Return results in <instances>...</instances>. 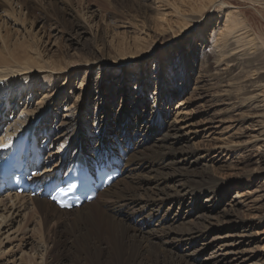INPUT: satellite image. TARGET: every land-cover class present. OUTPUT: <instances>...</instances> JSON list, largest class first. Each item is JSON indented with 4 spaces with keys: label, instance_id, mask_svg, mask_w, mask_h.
Here are the masks:
<instances>
[{
    "label": "rangeland",
    "instance_id": "374dc122",
    "mask_svg": "<svg viewBox=\"0 0 264 264\" xmlns=\"http://www.w3.org/2000/svg\"><path fill=\"white\" fill-rule=\"evenodd\" d=\"M157 1L146 0V14L128 16L116 7V0H86L84 2L89 6L82 7L81 11L75 6L66 9L72 28L57 26V21L50 19L38 2L35 3L38 12L23 22V13L19 15L16 4L0 0V55L3 47L7 50L3 55L8 58L14 57L10 51L15 48L19 55L25 51L38 53L37 58L29 61L30 69L23 59L17 58L16 63L0 68L4 74L15 72L12 75L15 79L26 78L19 94L7 96L8 102L0 96L1 109L5 107L4 114L0 109V138L4 137L6 127H13L11 124L25 119L27 112L36 109L40 112V121L35 122L38 131L42 132L41 141L46 140V136L49 144L44 150L43 167L51 168L60 160L61 165L67 166L69 163L64 158L88 147L107 148L109 144L116 146L126 142L133 147V131L140 125H144V134L154 139L148 146L153 142L160 143L156 125H150L146 120L136 122L142 115L136 107L156 111L154 114L162 113L175 123L176 128L181 127L180 134H184L175 143L176 151L194 150L204 156L200 163L190 164L192 168L196 167L201 173L207 164L214 178L225 183V187L214 208L212 200L205 202L208 194L200 200L203 205L191 203L198 198H192L190 194L183 203L165 201L161 213L166 212V218L156 216L148 223H141L143 234L149 239L161 240V250L165 247L171 257L183 258L182 264H264V139L259 141V138V144L253 145L257 139L253 137L264 128L260 115L263 110L237 108L238 103L231 101L234 97L208 91L213 87L212 81L207 76H199V63L197 57H193L200 54L202 46L209 45L211 33L222 21V13L234 7H237L236 11L242 9L250 25L243 29L246 39L254 38L256 44L261 42L264 39V0H221L213 7L209 5L203 9L201 0H170L179 5L177 10ZM58 4L65 5L62 0H58ZM97 37L100 40L95 44ZM243 46L237 50L242 51ZM90 51L97 57L105 55L102 58L106 60L105 65H109L101 68V58L89 62ZM113 60L116 63L113 64ZM183 62L185 68L180 66ZM68 64L71 66L66 67ZM236 71L226 78H233ZM249 73L244 79H258L259 72L255 68ZM32 75L31 85L28 83ZM203 83L206 86H202ZM63 118L75 121L80 142H76L78 138L74 136L65 147L70 139L67 143L64 141L71 135L72 127L69 123L61 124ZM100 138H104L106 144H101ZM48 156H55L54 160ZM133 165L138 167V170L135 168L137 174L141 172L152 180L142 191L144 199L153 196L148 200L150 204L165 188L168 191L186 190L183 188L185 172L181 169L164 181L156 182L149 170L142 171V165L137 166V160ZM201 179L206 181L207 177L202 175ZM162 182L164 184H157ZM131 184L123 181L117 188ZM126 194L128 198L133 197L131 191ZM7 195L10 193L0 192V221H5L8 216L0 225V264H60L55 251L46 253L45 230L43 234L42 230H37L39 215L32 212L35 215L32 217L29 214L32 204L27 205L22 200L10 211L8 206L15 203L7 199ZM158 209L156 206L155 210ZM204 210L210 213L203 218L211 217L212 222L209 237L192 244H179L176 238H171L181 232L175 229L177 224L183 222L182 226H189ZM243 221L245 228L237 225ZM168 231L170 237L163 242L162 237ZM229 248H234V252L227 253L223 259L222 254ZM200 249L201 254H195Z\"/></svg>",
    "mask_w": 264,
    "mask_h": 264
},
{
    "label": "bare ground",
    "instance_id": "6f19581e",
    "mask_svg": "<svg viewBox=\"0 0 264 264\" xmlns=\"http://www.w3.org/2000/svg\"><path fill=\"white\" fill-rule=\"evenodd\" d=\"M4 1H8L11 3V5H17V7L20 9L18 10L19 15L23 13V22L29 18H33L32 15L38 12V5L35 4L38 2L42 8V11L50 15V19L57 21V26H71L72 28L74 27L72 26L71 18L66 14V9L69 6H75L76 9L81 11L82 7L89 6L88 4H85L84 1L86 0H62L65 4L64 6H59L58 0ZM220 1L221 0H201L200 6L202 9L209 5L213 7L215 3ZM254 1L258 2L259 0ZM159 2H161L163 6L169 5L176 10L179 9V5H176V3H173L170 0H158L157 3L159 4ZM116 3H118L116 4V7L121 9V13L125 15L137 16L139 14H146V0H116ZM224 3L225 2H223L222 5H224ZM211 6L209 10L212 8ZM215 8L216 7L213 8V11ZM236 8L234 7L232 10L222 13V21L216 27L215 31L211 33V41L209 45L202 46L201 49H199L201 50L200 54H194L193 57L194 59L197 57V61L199 63V65L197 64L199 76H207V79L212 81L211 84L213 87H211L212 89L210 90L208 89V91L212 93L215 90L216 93H223L224 95L229 96V98L234 97L235 100L231 101H235V104L238 103L237 108L247 107V110H263L260 115H262L261 120L263 121L264 125V39H262L261 42L257 44L253 43L255 40L254 38H250L249 40L246 39L243 29L248 28L250 25L242 9L236 11ZM95 39L96 40L94 42L96 44V42H99L100 39H98V37ZM240 46L245 48L242 49V51H238L237 49ZM16 50H18V48L10 51L14 54V57L12 56V58H8L6 55H3L7 51L5 47H3V52L0 55V68H4L5 66L9 67L10 64L16 63L17 58L19 60L23 59L25 63L28 64L27 68L30 69L29 61L33 58H37L38 53L25 51L23 54L19 55L15 53ZM89 55L92 56V58H87L89 59V62L93 61V59L97 60L98 58H101L103 63L100 65V67H104L106 60L102 57H105V55L97 57L92 51H90ZM122 58L121 60H123ZM130 58L131 56L125 60H129ZM111 62L113 64L116 63L114 60ZM229 64L233 66L230 67ZM69 66L71 65L68 64L66 67ZM180 66L185 68V62H183ZM254 68L256 72H259L258 79L253 81L244 79V76L250 74L249 72L253 71ZM236 69L238 71H236L233 78L230 80L226 78ZM112 70L114 69L112 68ZM14 73L15 72L11 71V73L4 74L0 70V96H4V100L7 102V96L10 95V93L19 94L22 86L26 83L25 77H19L20 79H15L12 76ZM34 75L31 76V81L29 80L30 82L28 84H33L32 79ZM202 86H206V84L203 83ZM261 97L263 98L261 99ZM136 108L139 112L142 111V115H140L141 118H137L136 122L140 120H146L150 125H156L157 130L160 133L157 137V141L160 140V143L153 142L152 145L148 146L147 144H149L154 139L149 134L145 135L144 131H142L144 125H140V127L137 126V129L135 128L133 131V135L135 136V138L132 139L133 147L128 146V143L126 142L117 144L116 146L109 144L107 148L100 147V145L88 147L85 149V151H82L90 158V160L109 156L110 162L114 161L115 164H123V174H121L120 177L110 186L106 187L103 191L98 192L94 200L88 203L84 202L80 207L61 209L47 198L39 195L31 197V195L28 193L11 194L9 192L10 195L6 196L7 199L15 203L12 204V206H8L10 211H12L14 205L21 203L22 200H24V203H27V205L29 203L32 204V208H29V214H31L32 217L35 216L32 214V212L39 215V218L36 216L37 220H39L37 222V230H42V234L43 230H45L46 253L55 251L56 258L60 264L63 262V264H182L181 262L183 261V258L171 257L165 247H162L163 251L161 250V245L159 244L161 240L155 241L149 239V237H147L148 235L146 236V234H143L144 229L142 226H140V224L145 221L148 223L156 216L162 219L166 218V212L162 214L161 209L162 204L168 200H172L174 202L180 201V203H183L184 201L188 200V195L190 194L192 198H198L197 201L191 202L197 205V203H201L200 200L203 199L202 197H204L205 194H208L205 202L212 200L211 202L213 208L214 205L220 201L225 183H220V181L214 178V175L210 172L209 166H207V164L203 166V169H201L204 170L201 172L203 174L198 173L197 171L199 170L196 167L192 168L190 165L194 161L200 163L202 157L204 156H200V154L194 150L188 151L186 153H184L185 151L180 152L183 150H180L179 152L176 151L177 149L174 147L175 143L183 137L182 135H184L180 134L181 127L176 128L175 123L170 122L168 117L163 116L162 113L160 114L157 112L154 114L156 111L149 112L148 109H144L141 106ZM1 110L4 114L5 107H3ZM27 111L28 109L26 108V112ZM23 112H25V110H23ZM27 113L28 114L25 119H20L19 121L17 120L11 124L13 127H6L4 137L0 138V156H3L6 153V150L10 149L9 144L16 136L18 137L22 135L24 130L29 128L30 125H26L27 122L30 120L40 121V118L38 119L40 112H36V109ZM63 123H69L72 127L71 135L67 137L66 141H64V143H67V141L70 139L65 147L70 144L71 138L74 136L78 138L75 141L80 142L81 136L80 132L76 130L77 127L75 126V121L65 120L63 118L61 124ZM253 138H257L253 145H258V139L261 138L259 141L264 139V128L259 135H255ZM103 140L105 141L104 138ZM103 140L100 138L99 142L101 144H106V141L104 142ZM64 143L62 142L61 145L63 146ZM78 145L79 147L80 145L82 146V144L79 143ZM228 145L229 143L226 144V146ZM179 148L181 149V147ZM41 149H43V145ZM245 149L247 150V147H245ZM40 152L41 155H43V152ZM220 152H222L221 149ZM74 153L75 154L72 155L69 154V156H67L68 158H64V161L68 162V160L70 161L73 158L75 159L78 153ZM180 156H183L185 159L183 160V158H180ZM54 157L55 156H48L51 161L54 160ZM136 160L137 166L142 165V171L149 170L150 173L156 177V182L160 179L164 181L168 175L171 176L176 171L181 169L183 172H185L183 177V188H186V190L168 191L165 188V191L161 190L160 193H157L154 196L156 197L153 201L154 203L150 204L148 200L152 195L144 199L145 195L142 191L150 185L152 180L141 175V172L138 174L136 173V169L138 170V167L133 165L134 161ZM145 160L147 161L144 162ZM60 162L61 160L51 168H43L44 172L41 173L40 176L46 175V173L51 172L56 168L63 169L64 165H61ZM180 164L189 165L188 167H179L178 165ZM70 167H68L67 170H69ZM56 172L57 171L52 174H48L47 177L54 178ZM196 172L198 173L197 175L195 174ZM193 174L196 176H193ZM202 175L207 177L206 181L201 179ZM127 180L132 183L130 186L125 188H117L123 181L129 183ZM157 184H164V182ZM128 191H131L133 196L132 198L127 197L126 193ZM104 196H107L106 199L99 201L100 198ZM149 205L153 206L149 209ZM156 206L159 207L158 210H155ZM145 210H148L147 213ZM209 213L210 212L204 210L197 216V219L192 221V223H189V226H182L183 222H180L176 225L175 229L181 232L171 236V238H176L179 244L181 242H188V244H192L195 242L198 243L205 237H209L211 235L212 226V222H210L211 217H206L205 219L203 218V216ZM198 217H201V219H198ZM6 218L5 221H0V225L6 222ZM63 218L65 220L62 222L61 220ZM244 222L245 221L240 222L237 225H240L239 227L245 228L246 225ZM170 233L171 232L168 231L164 234L165 236L162 237L163 242H166V240L170 237ZM209 242L210 241H208V243ZM201 251L202 249H200V251L195 254H198ZM232 251L234 252V248H229L226 253H223V259H226L227 253ZM42 255H44V253ZM30 260L35 261V259ZM44 262L46 263V260ZM218 262L221 261L218 260Z\"/></svg>",
    "mask_w": 264,
    "mask_h": 264
}]
</instances>
